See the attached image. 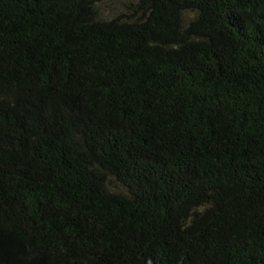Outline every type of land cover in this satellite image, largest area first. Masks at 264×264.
<instances>
[{"label": "trees", "instance_id": "16d2710c", "mask_svg": "<svg viewBox=\"0 0 264 264\" xmlns=\"http://www.w3.org/2000/svg\"><path fill=\"white\" fill-rule=\"evenodd\" d=\"M104 1L0 0V264H264V0Z\"/></svg>", "mask_w": 264, "mask_h": 264}, {"label": "rangeland", "instance_id": "374dc122", "mask_svg": "<svg viewBox=\"0 0 264 264\" xmlns=\"http://www.w3.org/2000/svg\"><path fill=\"white\" fill-rule=\"evenodd\" d=\"M137 3L138 0H106L98 6L100 18L105 21L112 20L121 14L127 13L130 5ZM111 188L115 192L123 191L120 186H116L114 183Z\"/></svg>", "mask_w": 264, "mask_h": 264}]
</instances>
